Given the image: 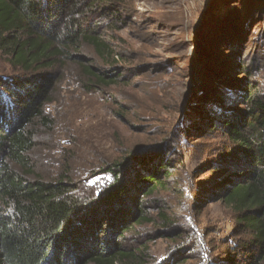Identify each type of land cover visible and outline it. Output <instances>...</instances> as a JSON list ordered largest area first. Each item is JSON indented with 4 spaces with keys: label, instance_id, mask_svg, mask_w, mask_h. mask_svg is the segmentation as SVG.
<instances>
[{
    "label": "rangeland",
    "instance_id": "obj_1",
    "mask_svg": "<svg viewBox=\"0 0 264 264\" xmlns=\"http://www.w3.org/2000/svg\"><path fill=\"white\" fill-rule=\"evenodd\" d=\"M110 2L115 16L102 12L95 21L123 60L94 65L124 80L87 92L75 66L61 76L50 69L60 79L45 107L49 126L38 129L29 153L32 170L45 182L68 180L83 198L102 189L103 171L114 164L160 157L172 172L169 189L150 200L153 221L134 227L123 245L145 247L144 264H226L228 250L250 236L239 214L213 196L232 148L215 110L219 98H237L238 87L264 95V0ZM88 53L84 47L79 57ZM27 74L0 53V94ZM160 212L172 220L169 229Z\"/></svg>",
    "mask_w": 264,
    "mask_h": 264
},
{
    "label": "trees",
    "instance_id": "obj_2",
    "mask_svg": "<svg viewBox=\"0 0 264 264\" xmlns=\"http://www.w3.org/2000/svg\"><path fill=\"white\" fill-rule=\"evenodd\" d=\"M110 1L0 0V53L28 73L0 94L6 100L0 97V264L146 261L145 247L123 241L134 227L153 221L150 200L158 202V193L169 189L172 172L160 157L135 156L114 164L103 171L102 189L83 192V198L66 179L38 178L29 159L38 129L50 123L45 107L53 85L68 65L79 70L87 92L124 80L120 72L94 65L111 69L123 60L101 38L95 21L102 12L115 16ZM84 47L92 58L79 57ZM238 89L237 98H219L221 109L215 110L232 148L213 196L239 214L250 236L228 250L226 264H264V95L253 85ZM157 217L163 229L170 228L172 220L164 213Z\"/></svg>",
    "mask_w": 264,
    "mask_h": 264
}]
</instances>
